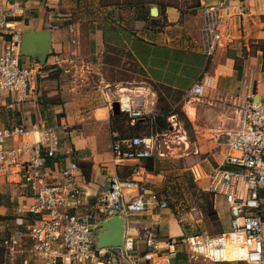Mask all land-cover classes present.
<instances>
[{
    "label": "crops",
    "instance_id": "0c3cea01",
    "mask_svg": "<svg viewBox=\"0 0 264 264\" xmlns=\"http://www.w3.org/2000/svg\"><path fill=\"white\" fill-rule=\"evenodd\" d=\"M214 1L197 0L182 14L173 4L163 9L150 4L138 11L134 2L123 0H21L20 11L9 17L7 28L0 32V50L13 35L19 43L26 31L47 33L49 41L43 60L37 55L21 54L18 49L20 64L34 66L30 88L26 97L13 102L12 108L6 104L9 96L0 95V123L7 125L6 111H13L18 122L12 123L31 130L19 140L7 141L5 147L21 150L19 158L26 159L29 150L22 147L24 141L29 137L31 141L40 138L47 142L46 127H52L60 145L48 161L58 180H62L61 170L68 162L76 161L75 179L85 199L72 210L89 215L100 225L97 237L104 231L102 224L107 218L124 216L101 215L95 208V197L105 191L112 174L127 176L135 163L144 168L141 195L147 204L142 213L127 216V222L150 223L153 228L156 224L159 239H179L181 231L178 220L161 214L167 208L151 198L156 192L155 174L141 160L120 159L109 149L108 136L118 133L110 124V116L115 114L112 104L118 103L119 97H129L130 105L140 111L133 119L140 121L154 116V85L186 90L203 76L210 77L212 85L197 98L211 92L208 101L212 104L209 107L215 140L222 132L241 127L237 105L245 95L264 97V0H227L221 11V27L226 30L227 40L213 55L205 56L198 48L202 6ZM9 5L8 0H0V10ZM195 107L197 119L198 101ZM226 151L227 145L223 155ZM0 166L12 185L10 199L14 206L27 204L28 190L19 183L17 167L6 162H0ZM221 199L229 213L227 203ZM16 226L27 242L24 225ZM134 228L139 225L135 223ZM135 246L139 253L145 250L141 239Z\"/></svg>",
    "mask_w": 264,
    "mask_h": 264
},
{
    "label": "built area",
    "instance_id": "2783aa9c",
    "mask_svg": "<svg viewBox=\"0 0 264 264\" xmlns=\"http://www.w3.org/2000/svg\"><path fill=\"white\" fill-rule=\"evenodd\" d=\"M8 1L11 5L0 10V32L7 28L9 17L20 11L21 0ZM227 4V0H216L202 6L198 48L205 56L213 55L227 40L226 30L221 27V11ZM73 41L77 43L75 38ZM18 49L13 35L0 50V95L9 96V108L14 101L26 97L34 70L33 65L20 64ZM211 85L212 79L203 76L191 85L189 93L201 96ZM242 101L237 105L241 127L225 134L227 151L206 174L208 190L228 205L227 227L216 233L159 239L152 224L127 222V216L142 213L147 204L141 195L144 168L135 163L127 176L112 174L105 191L94 199L101 215L124 216L119 247L100 246V225L89 215L72 210L85 199L75 179L78 165L70 160L61 170L62 180L56 178L55 168L48 161L55 157L60 145L52 127H46L47 142L40 138L31 141L29 137L24 141L22 147L29 150V157L21 159V150L6 148L5 144L19 140L31 129L0 123V162L17 167L19 183L28 190V203L15 209V223L24 225L28 241L18 233L2 238L0 264H35L37 260L41 264H264V97L248 93ZM118 106L131 119L140 115L127 96L119 97ZM151 149V139L137 134L116 138L111 144L112 153L120 159L141 160L151 154ZM151 198L166 207L158 192L151 193ZM134 223L139 228H134ZM138 239L145 244L142 253L136 251ZM227 251L232 252L231 258Z\"/></svg>",
    "mask_w": 264,
    "mask_h": 264
},
{
    "label": "rangeland",
    "instance_id": "374dc122",
    "mask_svg": "<svg viewBox=\"0 0 264 264\" xmlns=\"http://www.w3.org/2000/svg\"><path fill=\"white\" fill-rule=\"evenodd\" d=\"M123 1L134 2L138 11H144L150 4L159 5L161 9L167 4H173L183 14L196 4L197 0ZM236 63L239 65V58ZM154 89L157 92L154 116L136 121L122 111L118 116L111 114L110 124L118 133L115 137L108 136L109 149L114 138H125L136 134L149 137L152 144L151 154L141 159V162L147 170L155 174L154 190L166 203L167 208L161 214L173 215L178 220L181 228L178 234L180 237L194 233L220 232L227 227L229 213L221 197L215 196L207 189L206 174L221 159L226 148V135L222 132L218 140L213 138L215 124L210 116L209 105L212 104L208 101L211 92L198 99L197 96L189 93V88L180 90L154 85ZM190 99L198 101L199 116L196 120L185 112V103ZM230 104L232 105V102ZM6 112L8 114L4 122L8 124L18 122L16 113ZM12 117L15 118L11 119ZM3 168L0 166V244L2 238L10 234L19 233L22 237L23 233L22 230L18 232L15 223L17 206H14V200L10 199L13 188L2 175ZM262 210L264 212V203ZM155 229L157 230L156 224L154 231ZM2 257L3 251L0 245V260Z\"/></svg>",
    "mask_w": 264,
    "mask_h": 264
},
{
    "label": "water",
    "instance_id": "95a60500",
    "mask_svg": "<svg viewBox=\"0 0 264 264\" xmlns=\"http://www.w3.org/2000/svg\"><path fill=\"white\" fill-rule=\"evenodd\" d=\"M49 50L48 34L40 32L35 34L31 31H26L22 34L19 41V52L25 55H37L40 60L47 55ZM118 105V103H117ZM115 109V103L112 104ZM124 218L118 215H113L107 218L102 228L104 231L98 234V244L100 246L119 247L122 244V233L124 228ZM116 252V249L113 248Z\"/></svg>",
    "mask_w": 264,
    "mask_h": 264
},
{
    "label": "bare ground",
    "instance_id": "6f19581e",
    "mask_svg": "<svg viewBox=\"0 0 264 264\" xmlns=\"http://www.w3.org/2000/svg\"><path fill=\"white\" fill-rule=\"evenodd\" d=\"M195 104H196V101H194L193 99L187 100L186 103H185L186 113L192 119H196V107H195ZM232 255L233 254H232L231 251H227V256L229 258H231Z\"/></svg>",
    "mask_w": 264,
    "mask_h": 264
},
{
    "label": "trees",
    "instance_id": "16d2710c",
    "mask_svg": "<svg viewBox=\"0 0 264 264\" xmlns=\"http://www.w3.org/2000/svg\"><path fill=\"white\" fill-rule=\"evenodd\" d=\"M115 114H113L114 116H118L121 114V112L119 111L118 107H117V102H115V109L113 111ZM129 119V118H128ZM130 120V119H129ZM119 138V137H118ZM121 138V137H120ZM149 169L151 168V165L148 167Z\"/></svg>",
    "mask_w": 264,
    "mask_h": 264
}]
</instances>
